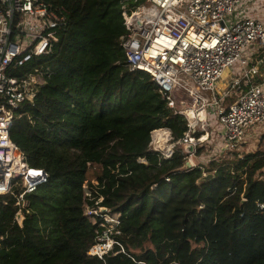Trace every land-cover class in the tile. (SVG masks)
Returning <instances> with one entry per match:
<instances>
[{
  "label": "trees",
  "instance_id": "1",
  "mask_svg": "<svg viewBox=\"0 0 264 264\" xmlns=\"http://www.w3.org/2000/svg\"><path fill=\"white\" fill-rule=\"evenodd\" d=\"M53 3L68 26L52 54L22 69L42 67L47 81L11 131L50 179L28 196L23 228L15 198L0 195V264H264V157L226 153L189 172L180 152L160 160L152 132L167 128L178 140L187 122L149 75L125 69L122 0ZM207 173L215 177L202 181ZM90 174L97 185L86 196ZM86 208L119 215L103 259L88 252L108 226Z\"/></svg>",
  "mask_w": 264,
  "mask_h": 264
},
{
  "label": "built area",
  "instance_id": "2",
  "mask_svg": "<svg viewBox=\"0 0 264 264\" xmlns=\"http://www.w3.org/2000/svg\"><path fill=\"white\" fill-rule=\"evenodd\" d=\"M138 1L122 0L128 32L122 38L125 69L149 75L168 108L187 122L178 140L170 129L154 130L149 150L160 160L180 152L183 167L190 162L192 170L204 169L230 151L244 159L247 130L264 127V18L252 17V0H145L131 6ZM67 26L64 9L53 0H0V195L15 198L20 228L31 213L28 196L50 179L48 172L29 165L11 139L22 106L34 104L47 81L42 67L25 74L22 69L52 54ZM227 70L231 83L220 87ZM212 123L224 126L217 137ZM184 144L194 152L186 155ZM200 148L205 150L200 153ZM251 149L246 153L264 157V138ZM258 207L264 210L263 203ZM86 215L94 224L100 217L107 226L119 225V216L108 215L105 208H88ZM105 232L89 250L90 257L103 259L112 249L101 239Z\"/></svg>",
  "mask_w": 264,
  "mask_h": 264
},
{
  "label": "rangeland",
  "instance_id": "3",
  "mask_svg": "<svg viewBox=\"0 0 264 264\" xmlns=\"http://www.w3.org/2000/svg\"><path fill=\"white\" fill-rule=\"evenodd\" d=\"M244 2H247V0H244ZM252 6H253L252 9H254V12H256V14L255 13L252 14V17L254 19L258 18L260 16V14L264 15V0L257 1L256 4L255 5L253 4ZM232 72H233V70H232ZM231 78H232L231 77V71L230 70H227L224 73L223 78L220 80L219 86L220 87L226 86V88H227L229 86V84L231 83L230 82L231 81ZM212 128H213V132H214L215 136L217 137L218 136V133H221L222 132L224 126H222L220 124H217V123H212ZM261 138H264V127L258 126L257 128L254 127L252 129L247 130V133H246V135L244 137L243 142L246 143L248 145V147H245V149H244L245 152H243V153L244 154H247L246 153V150H249V151L252 150L251 147L253 148L254 146H256L257 143L259 142V140ZM219 145H221V144H219ZM210 149H211V147H210V143H209V147L207 148V150L209 151ZM204 153H207L208 154L207 151H205ZM227 154L228 155L225 156V158L234 159V157H235L234 155L235 154H239V152H232V151H230ZM219 159H221V158H218V160ZM202 163L200 164V166L202 165ZM211 174L214 175V173H207L206 175H211ZM90 184L97 185V182L95 181V178H94V176L92 174H90L88 183L85 185V189L87 191L86 196H89L90 193H91V185ZM87 209L88 208H86V211H87ZM116 216H119V215L116 214ZM116 216L114 215V217H116ZM115 226H116L115 224H113L111 226H108L106 228L107 230L105 232V234H107V235H105L104 237H101V239L103 241H105L106 243H109V245H111L112 247H113V243H114L113 242L114 240L112 238V234H113V231L115 229Z\"/></svg>",
  "mask_w": 264,
  "mask_h": 264
},
{
  "label": "water",
  "instance_id": "4",
  "mask_svg": "<svg viewBox=\"0 0 264 264\" xmlns=\"http://www.w3.org/2000/svg\"><path fill=\"white\" fill-rule=\"evenodd\" d=\"M140 25H142V23H140ZM182 148H183V150L185 151L186 155H190V154H192V153L194 152V148H193V146L190 145V144H184ZM180 170H181L182 172H189V171H191V170H192V165H191V163H190V162H187V163L185 164V166L182 167ZM214 177H215V176H214L213 174H211V175H205V176L203 177L202 181H209V180L213 179ZM23 220H24V219H23L21 216L18 217V221H19V222H23Z\"/></svg>",
  "mask_w": 264,
  "mask_h": 264
},
{
  "label": "crops",
  "instance_id": "5",
  "mask_svg": "<svg viewBox=\"0 0 264 264\" xmlns=\"http://www.w3.org/2000/svg\"><path fill=\"white\" fill-rule=\"evenodd\" d=\"M257 2V1H260V0H252V2L249 4V6L252 8L253 6V4H254V2ZM256 14V13H255ZM259 17H263L264 18V15H262V14H260V16Z\"/></svg>",
  "mask_w": 264,
  "mask_h": 264
},
{
  "label": "bare ground",
  "instance_id": "6",
  "mask_svg": "<svg viewBox=\"0 0 264 264\" xmlns=\"http://www.w3.org/2000/svg\"><path fill=\"white\" fill-rule=\"evenodd\" d=\"M147 12H148V11H146V10L143 12L144 17L148 14ZM203 139H204V140L207 139V136L205 135V136L203 137Z\"/></svg>",
  "mask_w": 264,
  "mask_h": 264
},
{
  "label": "clouds",
  "instance_id": "7",
  "mask_svg": "<svg viewBox=\"0 0 264 264\" xmlns=\"http://www.w3.org/2000/svg\"><path fill=\"white\" fill-rule=\"evenodd\" d=\"M113 248V247H112ZM111 251V250H110Z\"/></svg>",
  "mask_w": 264,
  "mask_h": 264
}]
</instances>
